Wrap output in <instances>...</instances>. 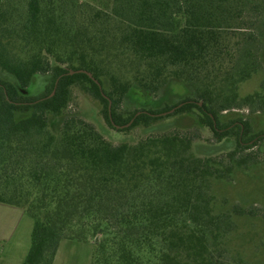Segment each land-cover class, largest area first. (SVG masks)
I'll list each match as a JSON object with an SVG mask.
<instances>
[{"label":"trees","instance_id":"1","mask_svg":"<svg viewBox=\"0 0 264 264\" xmlns=\"http://www.w3.org/2000/svg\"><path fill=\"white\" fill-rule=\"evenodd\" d=\"M263 71L264 0H0V204L34 222L23 264L94 237L92 264H257L236 244L264 207L224 189L264 163V132L228 115H264V80L240 92ZM175 83L188 93L168 103ZM74 90L119 133L188 122L115 144L63 118ZM193 123L234 147L195 154Z\"/></svg>","mask_w":264,"mask_h":264},{"label":"rangeland","instance_id":"2","mask_svg":"<svg viewBox=\"0 0 264 264\" xmlns=\"http://www.w3.org/2000/svg\"><path fill=\"white\" fill-rule=\"evenodd\" d=\"M84 1L92 2L97 6H101L102 3L107 1L111 2V0ZM49 79V75L37 78L33 88L34 95H40L45 90ZM263 80L264 71L245 82L241 86V94L245 96L259 91ZM187 93L188 89L185 84L175 83L166 95V102L176 103L182 100ZM102 109L103 107L98 101L80 90H74L71 104L63 114V118L70 116L81 117L88 122L93 123L108 140L115 144H120L122 142H136L140 138L150 134V132H165L178 128L180 127L179 123H182L181 120L183 123L188 122L186 117L178 116L159 123L153 131L138 128L129 134H124L109 127L102 116ZM228 115L229 117H237L238 115H241L250 118L252 120L253 133L257 134L264 132L263 114H251L248 110H239L229 113ZM185 128H187L186 131L188 130L189 132L200 134L201 139L196 140L193 146L195 154L199 156L225 153L234 147V142L232 141L217 143L208 129L200 128L195 123ZM261 149L264 152V142L261 144ZM224 191H226V194L234 200L250 203L257 207H264V163L256 168V170H253L252 175L248 177H240L235 185L225 188ZM28 219L33 226L34 222L32 218L28 216ZM249 229V234L237 242V250L245 252L252 262L264 264V246L262 245V242L264 241V219H255L252 222V227ZM97 241L98 238L94 237L86 243L79 241L69 242V248L63 250L64 257L60 258L57 264H92L94 247Z\"/></svg>","mask_w":264,"mask_h":264},{"label":"crops","instance_id":"3","mask_svg":"<svg viewBox=\"0 0 264 264\" xmlns=\"http://www.w3.org/2000/svg\"><path fill=\"white\" fill-rule=\"evenodd\" d=\"M32 230V223L23 209L0 204V264L24 263L31 248ZM69 242L72 240L61 243L54 264L64 257L63 250L69 248Z\"/></svg>","mask_w":264,"mask_h":264},{"label":"water","instance_id":"4","mask_svg":"<svg viewBox=\"0 0 264 264\" xmlns=\"http://www.w3.org/2000/svg\"><path fill=\"white\" fill-rule=\"evenodd\" d=\"M89 76H91L92 77V75L91 74H89ZM98 83V82H97ZM111 107H112V103L110 102V108H109V110H110V117H111V119H112V116H111ZM174 111V110H173ZM173 111H171V112H173ZM117 128H120L119 126H116Z\"/></svg>","mask_w":264,"mask_h":264}]
</instances>
